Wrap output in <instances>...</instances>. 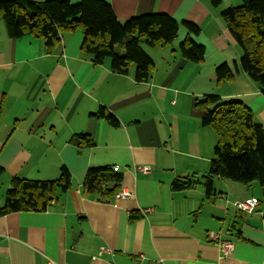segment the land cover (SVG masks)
<instances>
[{"label": "crops", "instance_id": "obj_1", "mask_svg": "<svg viewBox=\"0 0 264 264\" xmlns=\"http://www.w3.org/2000/svg\"><path fill=\"white\" fill-rule=\"evenodd\" d=\"M106 1L122 22L165 12L199 25L200 33L190 36L216 62L209 67L207 57L195 63L211 75L220 62L229 63L219 54L240 47L221 16L224 0L219 6L211 0ZM187 35L180 25L172 48L145 45L155 69L148 82H137L135 64L120 74L109 59L93 62L82 49V29L62 31L48 47L32 34L10 37L0 21V208L16 177L56 179L63 166L72 174L71 187L48 210L0 215V264H264V183L214 177L213 191L206 190L203 176L218 136L202 124L201 109L189 102L180 109L177 70L183 68L170 62ZM226 82L240 86L220 96L242 99L264 125L260 85L244 71ZM102 106L119 125L93 115ZM80 133L94 144H74L72 137ZM140 165L152 170L144 173ZM103 166L122 174L109 198L84 188L88 170ZM187 178L190 188L173 186ZM123 188L133 195L121 198ZM249 198L258 200L254 211L235 205ZM213 233L233 242L231 254L220 251Z\"/></svg>", "mask_w": 264, "mask_h": 264}, {"label": "trees", "instance_id": "obj_2", "mask_svg": "<svg viewBox=\"0 0 264 264\" xmlns=\"http://www.w3.org/2000/svg\"><path fill=\"white\" fill-rule=\"evenodd\" d=\"M219 6L222 0H211ZM221 16L242 49L234 68L223 62L216 67L217 82L234 78L244 71L264 92V0H242L238 6L221 11ZM0 21L12 38L32 34L44 38L48 47L60 41L64 30L82 29V49L95 63L111 62V69L128 74L136 66L137 82H148L155 68L154 59L144 45L157 48L167 45L179 36L180 25L188 31L180 44L182 56L193 62L205 59L206 47L190 34H199L200 26L192 21H177L165 12H149L120 21L106 0H0ZM196 106L203 111L202 124L217 133L209 172L203 176L207 192L214 187V177L250 184L264 183V125L256 120L253 110L242 99H225L217 94H205ZM93 115L106 119L112 125L120 121L102 106ZM72 142L78 147L92 146L94 140L87 133L76 134ZM3 168L0 167V170ZM122 174L112 166L88 170L84 188L109 198L119 188ZM72 184V174L63 166L56 179H29L16 177L6 192L0 215L15 211H46L56 203L59 194ZM193 185L190 178L175 180L173 186L187 189Z\"/></svg>", "mask_w": 264, "mask_h": 264}, {"label": "rangeland", "instance_id": "obj_3", "mask_svg": "<svg viewBox=\"0 0 264 264\" xmlns=\"http://www.w3.org/2000/svg\"><path fill=\"white\" fill-rule=\"evenodd\" d=\"M242 4V0H224V6L230 7V6H238ZM174 44H170L169 48H172ZM145 46V45H144ZM146 47V46H145ZM149 49L148 47H146ZM241 52V48L238 47V49L234 46L229 49V51H226V54H219L218 58H220V55H225L228 57L229 64L234 68L235 65V59L239 61L240 55L236 58V54ZM212 52H209V49H206V55L205 59L207 58L209 67H211L215 62L216 59L212 56ZM205 60L198 62V63H203ZM171 63H175L174 68H183V70H177L179 71L182 75L180 80L178 81L177 88L178 91L180 90L181 92V98L183 100L180 109L187 108L188 102L191 104V109L192 107L194 109L200 110L196 106V101L197 99H202L205 94H217L220 95L221 92H227L228 87H236L239 88L240 84H229V82H226L227 84H222V82H217L216 80V67L214 69V72L211 73L209 72L208 68L201 69L197 66L195 62H191V64H185L182 65V62L188 63V60L182 57L180 47L178 48V54L177 55H172L170 58ZM181 62V64H180ZM190 63V62H189ZM221 63V62H220ZM219 63V64H220ZM155 69V68H154ZM164 69L160 68V73L163 74ZM187 78V79H186ZM179 92V93H180ZM180 98V99H181ZM228 99V98H225ZM171 110H173L171 108ZM178 111H181L179 109H175Z\"/></svg>", "mask_w": 264, "mask_h": 264}, {"label": "built area", "instance_id": "obj_4", "mask_svg": "<svg viewBox=\"0 0 264 264\" xmlns=\"http://www.w3.org/2000/svg\"><path fill=\"white\" fill-rule=\"evenodd\" d=\"M118 169V167H116ZM138 170L143 171L144 173H149L152 170V167L150 165H140L137 167ZM133 195V193L127 189H122L120 197L124 199H128ZM239 209H243L249 212H252L255 210V208L258 206V200L255 198H249V199H244L241 201H238L235 204ZM151 210V208H150ZM211 238L214 239L220 248V251L224 255H229L233 252L234 249V244L233 242L229 240H223L221 239V235L219 233H213L211 235Z\"/></svg>", "mask_w": 264, "mask_h": 264}, {"label": "bare ground", "instance_id": "obj_5", "mask_svg": "<svg viewBox=\"0 0 264 264\" xmlns=\"http://www.w3.org/2000/svg\"><path fill=\"white\" fill-rule=\"evenodd\" d=\"M121 194V190H119V195ZM256 209V208H255Z\"/></svg>", "mask_w": 264, "mask_h": 264}]
</instances>
